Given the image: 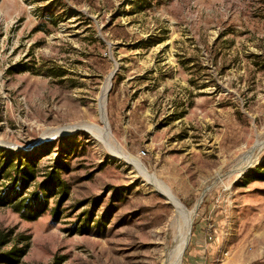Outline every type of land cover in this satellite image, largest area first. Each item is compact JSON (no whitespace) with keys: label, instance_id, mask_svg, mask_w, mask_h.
I'll use <instances>...</instances> for the list:
<instances>
[{"label":"rangeland","instance_id":"rangeland-1","mask_svg":"<svg viewBox=\"0 0 264 264\" xmlns=\"http://www.w3.org/2000/svg\"><path fill=\"white\" fill-rule=\"evenodd\" d=\"M137 4L0 0V151L41 157L29 191L60 159L68 188L34 221L0 206V252L23 249L17 264L168 262L169 203L71 131L101 126L98 101L114 73L104 113L120 154L188 211L197 205L180 264H264V179L246 178L264 147L243 163L264 141V0Z\"/></svg>","mask_w":264,"mask_h":264},{"label":"trees","instance_id":"trees-1","mask_svg":"<svg viewBox=\"0 0 264 264\" xmlns=\"http://www.w3.org/2000/svg\"><path fill=\"white\" fill-rule=\"evenodd\" d=\"M138 9L142 10L143 0H137ZM142 5V6H141ZM71 147L68 142L63 144ZM38 151V150H37ZM59 158L62 154L58 155ZM41 157L30 154L0 151V206H8L25 221L36 220L48 207L50 198L67 196L68 188L61 178V173L66 171L65 164L58 159L49 172L45 173V180L33 186L38 171L37 163ZM248 179H264V162L253 172L246 174ZM29 191V192H28ZM59 206V203H57ZM57 215V214H56ZM87 216V215H86ZM88 218H84L77 228H86ZM4 238L0 241V248L6 245ZM21 248H11L9 251L0 252V264H17L23 256Z\"/></svg>","mask_w":264,"mask_h":264},{"label":"bare ground","instance_id":"bare-ground-1","mask_svg":"<svg viewBox=\"0 0 264 264\" xmlns=\"http://www.w3.org/2000/svg\"><path fill=\"white\" fill-rule=\"evenodd\" d=\"M110 88L109 78L106 80L105 87L103 88L99 101H98V113H99V121L101 126L93 123H86L78 128H73L71 131H83L90 135L96 142L102 143L104 147L115 157H119L121 160L133 167L137 174L145 181L146 185H149L157 194H159L162 198H164L172 209L174 222L176 223V235L174 237V248L172 253L170 254V258L165 261L164 264H180L183 252L188 245V241L190 238V231L192 220L194 216L193 211H188L167 189V187L159 181L154 175H150L144 165L136 158L130 157L128 154L121 153L112 138V135L109 131V128L106 126V119L104 113L105 107V97L106 92ZM54 135H58L60 133H68L65 130L58 129L57 131L52 132ZM53 135V136H54ZM47 138V136H43V138ZM264 147V141L257 142L255 147L243 157V163L246 166L249 165V160L254 157V149L260 150ZM255 149V150H256ZM117 154H115V153ZM245 166V167H246ZM244 170V167L240 168V171ZM170 261V262H169Z\"/></svg>","mask_w":264,"mask_h":264},{"label":"water","instance_id":"water-1","mask_svg":"<svg viewBox=\"0 0 264 264\" xmlns=\"http://www.w3.org/2000/svg\"><path fill=\"white\" fill-rule=\"evenodd\" d=\"M113 74H114V73L110 74V76H109V82H110L111 78L113 77ZM110 86H111V85H110ZM109 89H110V88H109ZM108 91H109V90H108ZM108 91H107V92H108ZM106 126H107V122H106ZM107 127H108V126H107ZM207 189H208V188H207ZM207 189H205V191H206ZM205 191H204V192H205ZM204 192H203V193H204ZM203 193H202V195H203ZM202 197H203V196H202ZM196 208H197V205L195 206L193 212H195V209H196Z\"/></svg>","mask_w":264,"mask_h":264},{"label":"built area","instance_id":"built-area-1","mask_svg":"<svg viewBox=\"0 0 264 264\" xmlns=\"http://www.w3.org/2000/svg\"><path fill=\"white\" fill-rule=\"evenodd\" d=\"M210 231V229L208 230V232ZM212 237H211V234H210V232L208 233V235H207V239L208 240H210Z\"/></svg>","mask_w":264,"mask_h":264}]
</instances>
